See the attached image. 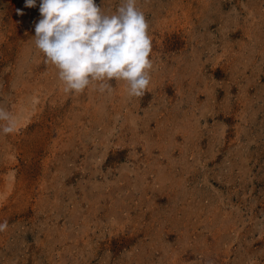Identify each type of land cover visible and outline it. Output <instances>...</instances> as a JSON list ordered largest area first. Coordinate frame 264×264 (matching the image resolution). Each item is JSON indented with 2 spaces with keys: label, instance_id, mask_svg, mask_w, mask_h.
Wrapping results in <instances>:
<instances>
[{
  "label": "rangeland",
  "instance_id": "374dc122",
  "mask_svg": "<svg viewBox=\"0 0 264 264\" xmlns=\"http://www.w3.org/2000/svg\"><path fill=\"white\" fill-rule=\"evenodd\" d=\"M25 2L0 0V264H264V0H136L139 96L65 91Z\"/></svg>",
  "mask_w": 264,
  "mask_h": 264
},
{
  "label": "clouds",
  "instance_id": "9594fccd",
  "mask_svg": "<svg viewBox=\"0 0 264 264\" xmlns=\"http://www.w3.org/2000/svg\"><path fill=\"white\" fill-rule=\"evenodd\" d=\"M37 0H26L35 7ZM41 18L35 23V46L59 70L65 91L82 92L99 81V91H111L110 84L124 80L129 95L139 96L150 83L152 61L149 24L136 7V0H122L112 15L102 13L95 0H40ZM17 13L23 15L22 9ZM0 120L7 121L4 133L14 130V121L3 109ZM7 221L0 224V230Z\"/></svg>",
  "mask_w": 264,
  "mask_h": 264
}]
</instances>
